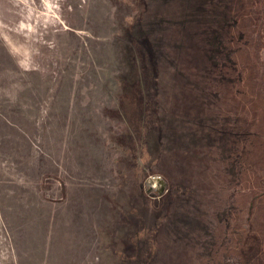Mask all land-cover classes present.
Returning <instances> with one entry per match:
<instances>
[{
	"label": "rangeland",
	"instance_id": "rangeland-1",
	"mask_svg": "<svg viewBox=\"0 0 264 264\" xmlns=\"http://www.w3.org/2000/svg\"><path fill=\"white\" fill-rule=\"evenodd\" d=\"M0 264H264V0H0Z\"/></svg>",
	"mask_w": 264,
	"mask_h": 264
}]
</instances>
